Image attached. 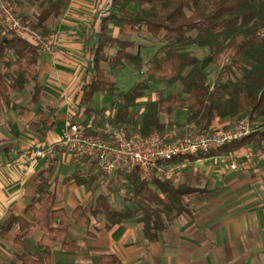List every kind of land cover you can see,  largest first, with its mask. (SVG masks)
Wrapping results in <instances>:
<instances>
[{
  "label": "trees",
  "instance_id": "1",
  "mask_svg": "<svg viewBox=\"0 0 264 264\" xmlns=\"http://www.w3.org/2000/svg\"><path fill=\"white\" fill-rule=\"evenodd\" d=\"M12 1L34 29L46 34L52 31L53 23L71 0H28V7H33L29 14L23 13V2ZM109 24L118 28L117 36L108 32ZM134 34L150 37L157 46L147 61L131 39ZM89 38L90 67L78 101L72 106L70 121L85 123L93 116L99 119L98 125L106 119L112 125L130 127L147 135L179 126L167 118L182 109L186 122L202 129L217 127L215 122L224 128L234 127L243 119L256 128L217 150L174 157L168 164L232 153L241 148L264 150V0H110L98 31L92 32ZM190 47L206 50L209 64L216 67L211 85L202 59ZM39 55L36 46L0 28V103L7 109L27 110V106L12 99L14 93L27 87H31L29 102L39 101L42 91ZM125 66L143 75L128 90L120 89L108 74V69L117 71ZM160 83L167 86L178 83L180 89L166 95L159 92L156 99L141 101L151 84ZM97 92L105 93L106 100L99 109H93ZM107 111L111 115L105 118ZM57 120L56 109L46 105L43 113L27 122L26 129L39 144ZM74 176L78 183L93 185L102 174L98 170L90 175L77 171ZM116 176L124 190L121 208H116L103 193L96 197L92 208L78 206L67 215L64 209L54 208L55 194L47 172H40L35 195L26 206L32 219L11 214L0 226V237L17 228L16 243L21 242V233L29 227H38L42 233L37 253L30 257L18 256V264H50L51 252L57 243L68 252L79 250L77 241L63 242L70 219L93 237L92 217L101 218L107 229L134 218L142 225L146 238L153 241L169 227L173 218L188 212L194 195L206 192L162 177L145 179L138 169ZM97 264L123 263L115 254L104 253L99 255Z\"/></svg>",
  "mask_w": 264,
  "mask_h": 264
},
{
  "label": "crops",
  "instance_id": "2",
  "mask_svg": "<svg viewBox=\"0 0 264 264\" xmlns=\"http://www.w3.org/2000/svg\"><path fill=\"white\" fill-rule=\"evenodd\" d=\"M109 1L71 0L52 25L51 30L60 36L54 58L39 55V101L29 102L31 87H27L12 95L15 103L27 106V110L12 111L0 103V226L11 214L32 219L26 206L35 195L36 178L42 171L47 172L55 194L54 208L64 209L67 215L78 206L92 208L103 193L116 208L123 206L124 190L116 175L104 181L100 176L93 185L75 181L77 171L90 175L98 170L85 158L57 147L50 161L39 159L30 164L36 141L26 129L27 122L48 105L56 109L58 120L44 141L55 143L60 138L90 67V34L98 31ZM108 32L117 36L118 28L109 24ZM245 150L176 163L181 173L176 183L206 192L194 195L188 212L173 218L155 240L146 238L134 218L107 229L101 218L92 217L93 237L70 219L63 242L77 241L80 248L68 252L57 243L50 264H97L104 253L115 254L123 264H264V158L246 162ZM230 156H237L236 169L230 167ZM16 233L17 228L0 237V264H18V256L30 257L39 250L42 233L38 227L25 229L20 243L14 241Z\"/></svg>",
  "mask_w": 264,
  "mask_h": 264
},
{
  "label": "built area",
  "instance_id": "3",
  "mask_svg": "<svg viewBox=\"0 0 264 264\" xmlns=\"http://www.w3.org/2000/svg\"><path fill=\"white\" fill-rule=\"evenodd\" d=\"M0 28L14 33L23 41L36 46L39 53L54 57L59 40L58 32L42 34L25 20L21 8L12 0H0ZM72 112V110H71ZM111 115L107 111L105 117ZM90 117L85 123L68 121L57 142L43 141L36 144L29 158L33 164L39 159L50 161L56 154L57 147L74 155L85 158L95 165L106 178H113L117 173H131L138 169L145 179L162 177L172 181L180 179L179 164H168L174 157H186L200 152L217 150L222 145L240 139L256 126L248 120H240L234 127L222 126L202 129L193 123L173 126L162 132L153 131L147 135L129 132L123 126H113L104 120ZM90 130L89 134L86 131ZM263 151L246 148L243 159L246 162L261 160ZM230 167L237 168V156H230Z\"/></svg>",
  "mask_w": 264,
  "mask_h": 264
},
{
  "label": "rangeland",
  "instance_id": "4",
  "mask_svg": "<svg viewBox=\"0 0 264 264\" xmlns=\"http://www.w3.org/2000/svg\"><path fill=\"white\" fill-rule=\"evenodd\" d=\"M19 1L23 2L25 4L24 6H22L23 13H25V14L31 13L33 7L32 6L28 7V5H29L28 0H19ZM52 31L58 32L57 30H52ZM112 32L116 33V29L113 28ZM114 35H116V34H114ZM131 39H133L136 42L137 48H139V50H140L141 54L143 55L145 61H147L151 57L153 52L156 50L157 46L152 43V41L150 40V37H148V36L146 37L144 34H139V35L134 34L131 37ZM58 40H60L59 34H58ZM189 49L192 52H194L200 59H202V66L204 67V69L207 73V76H208V85H211L212 80L215 76L216 67H214L212 64H209L208 58L206 57L207 51L204 49L197 48V47H190ZM110 52H112V50H110ZM52 58H54V57L52 56ZM108 74L113 79H115L117 81L118 87L122 90H128L134 82L141 80L143 77V75L141 73L133 70L130 66H125L123 69L117 70V71H111L108 69ZM179 89H180V85L178 83H176L172 86H167L164 83L151 84L149 90L145 92V94L142 98L144 100L156 99L159 95V92H162L164 95H166L169 93H174L175 91H178ZM25 90H27V88ZM30 93H31V90H30ZM28 94L29 93H26L24 95V99L22 98V100H23L22 103H24V104L26 103L25 100L27 99ZM101 94H103L102 95L103 97L105 96V93H103V92L95 93L94 99L92 102V108L93 109H99L104 104V103L102 104L103 97L100 98ZM105 97H104V99L106 100ZM144 100H141V101H144ZM139 108H140V106H139ZM103 120H106V119H103ZM167 120H172L173 122H175L179 125L187 123L185 110L181 109V110L176 111L172 116L168 117ZM100 121H102V120L100 119ZM217 125L223 126V124H217ZM113 126H115V125H113ZM127 128L129 129V132H133V129H131L130 127H127ZM101 178L104 181L106 177H104L102 175ZM179 180H176L173 182L176 183ZM106 182L109 183V181H107V179H106Z\"/></svg>",
  "mask_w": 264,
  "mask_h": 264
}]
</instances>
